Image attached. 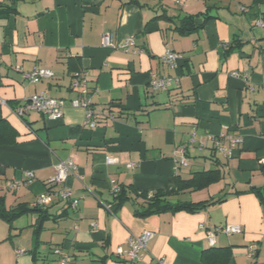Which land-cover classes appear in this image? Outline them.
<instances>
[{
    "label": "crops",
    "instance_id": "crops-1",
    "mask_svg": "<svg viewBox=\"0 0 264 264\" xmlns=\"http://www.w3.org/2000/svg\"><path fill=\"white\" fill-rule=\"evenodd\" d=\"M207 7L210 18H197L201 26L188 33L176 28L181 17ZM15 8L0 15V120L16 137L0 144V195L7 209L43 213L28 210L11 224L0 217V264H60L56 249L69 256L67 264H204L202 251L213 246L229 248L227 264H264V3L22 0ZM106 32L114 46L102 44ZM127 38L134 43L119 47ZM165 51L182 58L169 66L160 59ZM34 66L53 77L30 82L26 73ZM83 70L94 126L69 103L79 96L73 74ZM162 76L173 83L153 90L151 79ZM36 93L63 98L62 117L38 110L18 116L15 109ZM220 136L228 154L214 148ZM235 137L240 142L232 145ZM183 145L189 164L178 166L173 154ZM68 158L73 171L65 182H51L54 166ZM208 162L221 179L170 200L226 193L223 201L193 212L134 213L143 199L131 188L152 193L173 175L211 169ZM12 181L20 182L16 189L8 188ZM64 187L68 199L58 195ZM114 188L130 198L116 205ZM225 224L241 231L217 232L210 244L208 231ZM144 230L154 234L140 261L115 255L130 234Z\"/></svg>",
    "mask_w": 264,
    "mask_h": 264
},
{
    "label": "built area",
    "instance_id": "built-area-1",
    "mask_svg": "<svg viewBox=\"0 0 264 264\" xmlns=\"http://www.w3.org/2000/svg\"><path fill=\"white\" fill-rule=\"evenodd\" d=\"M262 25V22H258ZM134 43L133 38H127L125 41L119 44V47L126 49L129 45ZM102 44L106 46H114L112 42V36L110 33L106 32L102 37ZM182 58V55L175 51H165L161 54L160 59L162 62L169 66H175L178 61ZM54 73L52 70L45 68L34 66L29 72L26 73V77L30 82L36 83L45 78L53 77ZM87 72L85 70L78 71L73 74L72 86L73 88H77L79 90V96L75 99L69 101L72 106H79L84 109L85 112V123L90 126L95 125L94 112L91 107V95L89 93V88L87 86ZM174 79L170 76H162L157 78H152L150 81V87L153 90H165L172 83ZM66 102L63 98L60 97H51L44 93H36L29 97V99L24 103V105L15 109V113L18 116H23L28 110H38L45 115L59 119L62 117L63 108L65 107ZM194 139V132L191 141ZM223 137L220 136L218 138H214V148L224 154L229 153V149L223 145ZM236 142H240V137H235L231 139L232 145ZM204 147L203 144H200L199 149ZM187 146L183 145L178 150L174 152V161L178 166H186L189 164L187 157ZM108 162L112 160L107 158ZM262 164L264 165V159H262ZM75 168L74 160L68 158L66 160L59 161L54 166V175L51 180L53 183H62L65 182L68 174L73 171ZM26 175L30 178L33 176L32 172H26ZM20 182L12 181L8 183L9 189H16L19 186ZM119 189L114 188V192H117ZM47 192L42 193L36 198V204L38 206L42 205L47 197ZM59 197L62 199L69 198V191L66 187H64L58 193ZM151 196V194L149 195ZM75 205L76 201H72ZM241 231V227L238 225L225 224L215 227L213 230L208 231L207 239L210 244L214 243V236L218 232L224 234H232L238 233ZM153 232L150 230H144L140 234L134 235L130 234L126 239V246H118L115 248L114 253L116 256L130 260L131 262L140 261L143 257L144 252L147 250V243L152 238ZM256 250L255 245L249 246V254H254ZM55 252L60 255V264H67L69 256L64 253L61 249H56ZM160 262H162L160 260Z\"/></svg>",
    "mask_w": 264,
    "mask_h": 264
},
{
    "label": "trees",
    "instance_id": "trees-1",
    "mask_svg": "<svg viewBox=\"0 0 264 264\" xmlns=\"http://www.w3.org/2000/svg\"><path fill=\"white\" fill-rule=\"evenodd\" d=\"M22 0H0V15L8 14L16 11L15 4ZM256 3H264V0H254ZM210 8L200 12L196 15H186L179 19L176 28L181 33L191 32L193 29L198 28L202 23L210 18ZM200 18L202 23L199 25L196 23V19ZM16 137L14 135V128L6 122L0 120V144L14 143ZM221 179L220 171L217 168L203 169L194 171L188 178H181L180 176H171L168 180V184L163 189L155 190L154 192L137 191L131 188L130 191L141 199L139 207L134 208V213L138 216H148L153 213H162L166 211H197L207 204H213L223 201L225 194L214 199L204 200L199 202H186V201H171L170 197L178 195L184 191L198 190L207 187L211 183L217 182ZM238 193V191H236ZM259 194L258 190H255ZM151 194V196H149ZM130 198L129 193L125 188H121L116 193V205H121L123 202ZM38 211L43 213L38 207L33 208H19L7 209L4 205V197L0 195V217L6 220L9 224L19 215L27 211ZM230 257V251L228 247H210L204 249L201 253V261L204 264H227Z\"/></svg>",
    "mask_w": 264,
    "mask_h": 264
},
{
    "label": "rangeland",
    "instance_id": "rangeland-1",
    "mask_svg": "<svg viewBox=\"0 0 264 264\" xmlns=\"http://www.w3.org/2000/svg\"><path fill=\"white\" fill-rule=\"evenodd\" d=\"M209 163V162H208ZM205 167H207V168H211V169H213L214 167H215V164L214 163H209V164H206V166ZM193 169H196V167L195 168H193ZM198 169V168H197ZM201 169V168H200ZM179 199H183V198H179Z\"/></svg>",
    "mask_w": 264,
    "mask_h": 264
},
{
    "label": "water",
    "instance_id": "water-1",
    "mask_svg": "<svg viewBox=\"0 0 264 264\" xmlns=\"http://www.w3.org/2000/svg\"><path fill=\"white\" fill-rule=\"evenodd\" d=\"M197 23H201V20L200 19H196L195 20Z\"/></svg>",
    "mask_w": 264,
    "mask_h": 264
}]
</instances>
